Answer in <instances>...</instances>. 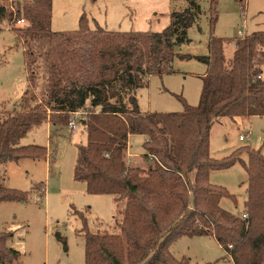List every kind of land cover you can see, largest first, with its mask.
Wrapping results in <instances>:
<instances>
[{
	"label": "trees",
	"instance_id": "1",
	"mask_svg": "<svg viewBox=\"0 0 264 264\" xmlns=\"http://www.w3.org/2000/svg\"><path fill=\"white\" fill-rule=\"evenodd\" d=\"M188 2L161 31L91 29L83 17L78 29L60 33L51 29L52 0H0V24L27 21L11 28L24 45L31 86L17 109L0 115V162L44 156L43 147L19 140L47 120L63 124L73 112H84L88 144L79 147L75 177L91 193L126 200L116 232L85 231V264H189L170 249L182 235H212L235 264H264V156L251 147L222 159L210 153L216 122L264 115V31L234 38L229 61L225 39L211 35L209 54L198 56L207 71L197 105L151 112L138 103L137 90L152 75L175 71L176 50L190 40L188 29L199 19L198 0ZM217 3L211 0V25ZM51 113L62 116L51 119ZM131 134L146 136V169L126 162ZM243 151L247 199L244 210L233 213L220 205L222 197L233 196L211 183L209 173L242 160ZM24 196L0 185V201ZM7 237L0 232L2 264L20 256ZM58 238L66 248L65 238Z\"/></svg>",
	"mask_w": 264,
	"mask_h": 264
},
{
	"label": "rangeland",
	"instance_id": "2",
	"mask_svg": "<svg viewBox=\"0 0 264 264\" xmlns=\"http://www.w3.org/2000/svg\"><path fill=\"white\" fill-rule=\"evenodd\" d=\"M198 3L199 19L188 29L190 40L176 50L175 71L152 75L148 85L137 90L142 111L181 112L184 102L199 103L207 65L198 56L209 54L211 35L225 39L224 55L229 61L235 51L234 38L264 31V0H218L214 25L210 22L211 0ZM188 6V0H52L51 29L74 31L84 17L91 29L161 31L170 25L174 11ZM12 23L5 20L0 24V115L17 109L31 89L24 45L11 28L24 27L27 21ZM60 116L51 113V119ZM67 122L47 120L19 140L20 145L43 147L44 156L0 162V185L25 195L21 200L0 201V232L8 234L7 246L20 252L11 264H85V231L117 230L116 219H121L119 211L126 200L91 193L85 181L76 179L79 147L88 144V137L82 123L72 130ZM145 140V135L129 136L125 156L129 166L148 168L143 157ZM242 147L257 149L264 156V115L224 117L213 125L210 153L214 158L228 157ZM241 159L209 173L211 183L233 196L220 200V205L233 213L242 212L247 199L245 151ZM58 235L65 238L66 248ZM170 249L177 258H188L189 264H235L212 235H182Z\"/></svg>",
	"mask_w": 264,
	"mask_h": 264
},
{
	"label": "built area",
	"instance_id": "3",
	"mask_svg": "<svg viewBox=\"0 0 264 264\" xmlns=\"http://www.w3.org/2000/svg\"><path fill=\"white\" fill-rule=\"evenodd\" d=\"M24 22H25L24 19H19L17 21L18 24H22ZM83 114H85V113L84 112H80V111L73 112L71 114V117H70L69 122H68V128L69 129H72V130L77 129L79 127V124L81 123V121H80L81 120V115H83ZM240 139L243 140L244 139V136H241ZM43 190L44 189L42 188V191Z\"/></svg>",
	"mask_w": 264,
	"mask_h": 264
}]
</instances>
